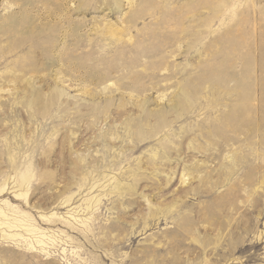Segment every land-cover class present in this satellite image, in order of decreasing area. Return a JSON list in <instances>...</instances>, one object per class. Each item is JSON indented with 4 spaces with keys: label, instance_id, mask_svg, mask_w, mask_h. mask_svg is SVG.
<instances>
[{
    "label": "rangeland",
    "instance_id": "obj_1",
    "mask_svg": "<svg viewBox=\"0 0 264 264\" xmlns=\"http://www.w3.org/2000/svg\"><path fill=\"white\" fill-rule=\"evenodd\" d=\"M0 208V264H264V0H0Z\"/></svg>",
    "mask_w": 264,
    "mask_h": 264
},
{
    "label": "bare ground",
    "instance_id": "obj_2",
    "mask_svg": "<svg viewBox=\"0 0 264 264\" xmlns=\"http://www.w3.org/2000/svg\"><path fill=\"white\" fill-rule=\"evenodd\" d=\"M0 214H3L4 215V213H3V211L1 210V208H0ZM6 222L4 221V220H2V221H0V225H3V224H5ZM6 224H8V223H6ZM8 226H10V227H13L14 225L13 224H11V223H9L8 224ZM18 226V225H17ZM18 234H9V236H17Z\"/></svg>",
    "mask_w": 264,
    "mask_h": 264
}]
</instances>
